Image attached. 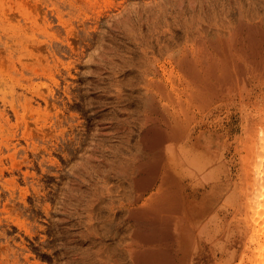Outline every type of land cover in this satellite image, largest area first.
Listing matches in <instances>:
<instances>
[{"label": "rangeland", "instance_id": "obj_1", "mask_svg": "<svg viewBox=\"0 0 264 264\" xmlns=\"http://www.w3.org/2000/svg\"><path fill=\"white\" fill-rule=\"evenodd\" d=\"M263 186L264 0H0V264H253Z\"/></svg>", "mask_w": 264, "mask_h": 264}, {"label": "bare ground", "instance_id": "obj_2", "mask_svg": "<svg viewBox=\"0 0 264 264\" xmlns=\"http://www.w3.org/2000/svg\"><path fill=\"white\" fill-rule=\"evenodd\" d=\"M184 24H185V22H184ZM187 26H189V25H187ZM188 28H190V27H188ZM195 29H196V27H195ZM198 31H199V29H198ZM189 33L192 34V32H190V31H189ZM194 33H196V32L194 31ZM190 36L191 35H189V37ZM204 36L206 37V35H204ZM193 37H196V36L193 35ZM198 38H199V36H198ZM196 40H197V37H196ZM190 51H192V53H193V50L190 49ZM181 52H182V50H180V52H178V53L181 54ZM179 62L181 63L180 58H179ZM149 132H150V130H149ZM161 134L162 133H158L157 134V137L160 138L161 137ZM256 213H258V214H255L256 217H257L255 219L256 220L255 222L257 223V220H258L259 221L258 224L261 225V226L259 225L260 226L259 227L260 228V232H259L260 233V236L258 235L260 238H259V241H256L259 244L258 245L259 247L257 248V255L252 260H253V264H264V186L262 187V191H260V193H259V202H258V205L256 207ZM136 233L137 234H136V237H135V240H136L135 242L137 243V248H136L137 249V252L135 254V260H134L133 264H169L163 258L162 251H160V250H154V249H151V248H147V250H144L143 251V248L142 247L144 246V244L149 243V241H150V238H148L149 235L142 233L140 229H137L136 230ZM88 257H89V254H88L87 258Z\"/></svg>", "mask_w": 264, "mask_h": 264}, {"label": "crops", "instance_id": "obj_3", "mask_svg": "<svg viewBox=\"0 0 264 264\" xmlns=\"http://www.w3.org/2000/svg\"><path fill=\"white\" fill-rule=\"evenodd\" d=\"M181 217H182V220L185 221V224L187 223L186 221H188V222L190 223V222L192 221V219H193L191 216H190V217L186 216V218H185V216L182 215ZM189 223L186 224V225H184V224L182 223V224H183L182 227H183V228H187V227L189 226ZM189 227H190V226H189Z\"/></svg>", "mask_w": 264, "mask_h": 264}]
</instances>
